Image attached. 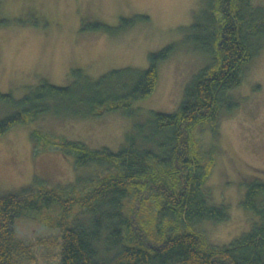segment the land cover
<instances>
[{
	"label": "trees",
	"instance_id": "1",
	"mask_svg": "<svg viewBox=\"0 0 264 264\" xmlns=\"http://www.w3.org/2000/svg\"><path fill=\"white\" fill-rule=\"evenodd\" d=\"M207 3L188 30L208 61L184 85L175 111H151L146 119H136L117 151L63 140L58 146L76 170L72 182L47 187L34 181L0 195V264L34 263L33 244L17 237L13 223L27 212L50 208L58 210L59 235L40 242L56 244L58 264H264V180L259 176L243 184L241 205L259 219L250 230L217 246L194 229L229 217L225 204L209 200L205 185L214 156L200 151L194 131L208 124L216 136L219 118L239 104L229 90L241 84L264 48L263 5ZM174 47L151 52L145 69L115 68L97 79L78 72L66 86L42 80L18 99L0 91V107L6 110L0 115V136L45 114L84 119L123 109L138 117L132 103L153 92L157 63ZM151 204L157 211L150 214ZM162 219L168 224L160 225Z\"/></svg>",
	"mask_w": 264,
	"mask_h": 264
},
{
	"label": "rangeland",
	"instance_id": "2",
	"mask_svg": "<svg viewBox=\"0 0 264 264\" xmlns=\"http://www.w3.org/2000/svg\"><path fill=\"white\" fill-rule=\"evenodd\" d=\"M253 3L264 6V0ZM207 4V0H0V91L16 99L42 80L66 86L78 72L97 79L115 68L145 69L151 52L175 44L169 57L157 63L153 92L132 103L138 117L123 109L84 119L45 114L17 123L1 135L0 195L34 181L47 187L72 182L76 170L72 157L58 146L63 140L117 151L136 119H146L151 111H175L184 85L208 61L188 30ZM228 94L239 104L219 118L216 136L208 124L194 131L200 151L214 156L205 185L209 200L225 204L229 216L218 223L195 224L194 229L217 246L228 244L259 221L242 207L241 199L245 178L257 175L264 180V48L241 84ZM0 109V115L5 113ZM153 211L157 208L151 204L150 214ZM57 214L56 208H50L15 219L17 237L34 246L32 264H58L56 244L40 242L58 238ZM166 224L167 219H162L160 225Z\"/></svg>",
	"mask_w": 264,
	"mask_h": 264
}]
</instances>
